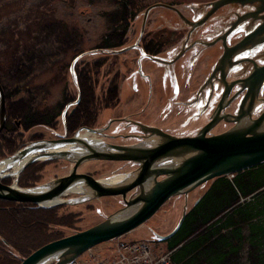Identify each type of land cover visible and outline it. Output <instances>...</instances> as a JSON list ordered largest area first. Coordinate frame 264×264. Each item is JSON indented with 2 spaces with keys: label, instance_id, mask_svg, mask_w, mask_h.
I'll return each instance as SVG.
<instances>
[{
  "label": "rangeland",
  "instance_id": "374dc122",
  "mask_svg": "<svg viewBox=\"0 0 264 264\" xmlns=\"http://www.w3.org/2000/svg\"><path fill=\"white\" fill-rule=\"evenodd\" d=\"M118 5L119 2L113 0H0V82L6 89V125L7 130H14L13 124L17 127L16 132L20 130V133L15 132L16 134L12 137L17 141V148L13 154L4 159L33 143L71 138L84 133L83 130H99L98 136H95L106 145L129 146L155 138V136L147 137L146 133L140 131L139 127L142 124L151 128L156 127L175 137H189L195 136L210 122L207 120V115H200L202 111L196 114L197 110L185 106L181 99L183 96L171 93L168 87H163L166 78L170 80L180 73L179 76L182 79L181 65L186 63L190 68L194 67L192 77H188L187 82L182 80L187 90L182 94L195 97L190 103L200 101L202 94L205 96L204 90L207 85L205 82L211 77L215 62H212L211 56L203 59L202 55H210L214 49L210 51L204 44L201 45V35L205 26L201 31H195L192 37H190L191 34L187 37L186 35L193 31L188 21L197 22L204 13H208L209 5L198 3L195 5L198 10L194 12L192 4L180 5L177 9L183 11L185 16L183 18L162 9L152 11L154 17H158L161 13L169 19L168 26L171 28H167L169 31L162 32L168 33L171 40H168L165 50L149 53V55L145 51L132 47L138 38V31L136 34L132 35V32L123 37L124 45H126L121 48H105L102 44L104 38L110 36L115 37L113 42L117 41L119 20L116 14L120 12ZM238 11L244 12L245 9H241L240 6ZM142 17L143 13L138 20L140 25ZM157 23L156 19L149 28L156 29ZM130 27L132 31L133 27ZM224 30L219 29L216 32L221 33ZM119 34L122 32L119 31ZM197 39L199 41L195 43V46L184 50L187 43L193 44ZM202 39L207 41L205 38ZM218 40L220 39L216 38L213 42H222ZM128 47L130 49L123 51ZM259 52L264 54V46ZM219 54L222 55L223 51H219ZM179 55L180 57L177 58ZM152 56L162 60L153 59ZM248 58L252 59L250 56ZM254 61L264 63V55L261 58H255ZM96 65L99 66L95 75L97 79L92 80L96 105L88 103L93 110L88 108L92 113L91 116L83 113L82 119L73 125L71 120L80 111L82 102L81 78L86 68ZM177 65L174 76V70L171 67ZM252 69V66L249 67V71ZM18 70L21 73L16 76ZM244 93H247L246 89ZM110 94L116 96L112 103L108 101ZM233 98L232 95L229 100ZM208 101L206 104L210 105ZM236 101H232L230 107H226L225 115L235 114L238 104ZM20 103L24 104L21 111L33 108L44 114L55 109L56 113L61 110V115L50 126L37 125L25 130L22 127L25 120L16 116L18 109L15 104ZM215 105L212 104V109H215ZM262 105L260 104L259 108ZM255 113L257 114L253 119L260 115V110ZM232 127V123L222 120L211 130L210 135H219ZM138 136L143 137L140 139ZM156 138L159 139V137ZM35 164L36 166L32 167ZM73 167V162L66 159L51 157L48 160L36 161L27 166L19 176L9 178L11 180L6 185L24 190L36 188L68 176ZM137 169L138 165L132 161L90 160L83 163L77 173L90 175L96 180H104L115 174L130 175ZM229 177L233 178V176ZM21 179H30L37 184L24 188L20 185ZM212 182L213 180L187 194L170 198L150 220L134 232L123 236V240L127 242L145 240L133 242H146L145 244L150 245L151 261L156 262L159 259L156 256H167L173 264H176L172 260L173 251L167 248V243L159 239V236H166L176 228L197 198L207 191ZM135 193L136 191L128 193L127 197L130 198ZM81 197L74 193L60 197L66 202L58 205L66 206L64 210H61L62 215L80 214L79 222L73 228L58 229L65 232L64 238L105 222L125 207L121 196L102 198L91 196L87 200L80 199ZM111 245L110 242L102 243L71 264L75 262V264L102 263ZM96 256H100L97 260L101 261L92 263V258ZM17 257L20 258L18 254ZM57 262L58 260L53 259L48 264Z\"/></svg>",
  "mask_w": 264,
  "mask_h": 264
},
{
  "label": "water",
  "instance_id": "95a60500",
  "mask_svg": "<svg viewBox=\"0 0 264 264\" xmlns=\"http://www.w3.org/2000/svg\"><path fill=\"white\" fill-rule=\"evenodd\" d=\"M246 1L222 0L213 5V11L229 3L245 4ZM205 20H201L193 26H199ZM256 22L257 20L253 21L252 26ZM252 29L250 28L251 31ZM262 43L264 42L262 41ZM260 48L258 46L244 51L225 48L215 70V73L222 72L223 81L211 85L210 99L219 97L222 92L223 95L219 97L220 102L210 122L195 136L175 137L157 128L147 127L143 129L144 133L147 134V137L155 136V138H149L131 146L106 145L102 141L107 149L98 150L88 142L78 143V135H75L71 138L33 143L7 158L6 160L17 162L23 159L28 152L37 151L35 153L38 154L37 157L26 162L19 174L31 163L48 160L51 157L72 161L74 167L68 176L27 190L4 184L3 180L11 178L10 175L0 177V199L36 204L43 208L54 207L66 202L61 200L50 206H44L43 203L64 196L71 187H78L82 190L80 199L91 198V196L87 197V194L91 193L92 197L96 198L121 196L125 203L123 209L113 214L105 222L86 231L49 243L23 259L21 264H43L44 261L48 264L53 259L58 260L56 264H71L94 247L121 238L139 228L150 220L170 198L187 194L211 180L231 176L263 164L264 111L258 118L253 119L252 109L259 102L264 103V99L259 97V92L264 87V65L261 67L253 59L248 58L243 61V65L252 66L254 72L251 71L245 77H243L245 74H241V79L238 77L241 75H237L238 79L231 83L225 76L228 69L231 68L232 73L233 69L241 64V62H236L238 57L246 55L250 50ZM179 57L180 55L177 58ZM236 69L241 70L242 65ZM236 86L237 89H241L239 93H244L246 89L244 104L239 113L225 115L226 107H230L231 102L236 101L234 98L228 100ZM6 117V96L0 83V134L6 126ZM222 120L232 123L233 127L219 135H210L211 130ZM89 131L95 135L100 132L95 129ZM141 137L143 136H138L140 139ZM39 144H45V146ZM47 144L53 146L72 145L74 146L73 151L79 148L87 150V153L80 157L70 151L46 153ZM6 160H2L0 163ZM90 160L132 161L138 165V169L130 174L131 179L128 183L104 185L103 180H96L90 175L77 173L78 168ZM166 161L169 163H164ZM133 191L136 193L128 198V193ZM132 209L134 212L129 213ZM185 215L170 234L159 236V239L168 240L172 237L182 225Z\"/></svg>",
  "mask_w": 264,
  "mask_h": 264
},
{
  "label": "trees",
  "instance_id": "16d2710c",
  "mask_svg": "<svg viewBox=\"0 0 264 264\" xmlns=\"http://www.w3.org/2000/svg\"><path fill=\"white\" fill-rule=\"evenodd\" d=\"M118 20L117 41L113 42L115 37L112 36L104 38L105 48L124 45L126 34H119L122 20ZM128 26L126 23L124 27ZM98 68V65L86 68L81 78L82 102L80 111L71 120L73 125L82 119L83 113L91 116L89 104L96 105L92 80L97 79ZM3 89L6 91L4 86ZM115 97L110 94L108 101L112 103ZM15 107L17 118L25 120L22 123L25 130L37 125L50 126L61 115V110L56 113L55 109L44 114L33 108L21 111L23 103L15 104ZM12 127L14 130H7L6 125L0 134V160L17 148V141L12 137L20 130L16 132L14 124ZM10 180H4V184ZM35 183L30 179L20 180L24 188ZM65 207L44 209L30 203L0 199V264H20L41 247L64 238L65 232L58 229L73 228L80 215H62L61 210ZM165 242L173 251L172 260L176 264H264V163L238 172L233 178L215 179L185 215L178 231Z\"/></svg>",
  "mask_w": 264,
  "mask_h": 264
},
{
  "label": "flooded vegetation",
  "instance_id": "af4514ba",
  "mask_svg": "<svg viewBox=\"0 0 264 264\" xmlns=\"http://www.w3.org/2000/svg\"><path fill=\"white\" fill-rule=\"evenodd\" d=\"M116 2H119V8L120 12L116 14V17L118 16V19L122 20V27L120 31L123 34H129L132 33V35L136 31H138V38L135 41V43L132 45L134 49H139L141 51H145L146 53H154V52H160L162 50H165L168 45V40H171L169 38L168 33L162 32L163 30H168L167 28H171L169 25V19L165 17V15H162L159 13L158 17H154V14H152V11L157 9H162L166 12H171L177 15L179 18L185 17L183 14V11L180 9H177L180 5H183L185 3L192 4V11L198 10V7H196V4L205 3L208 6V13H204L197 22L201 20L206 19L202 24L199 26H193V24L197 23L194 21H188V24L190 23L193 31L192 33H187L186 37L191 34L190 37L195 34V31H201L203 26H205L203 30L202 38H205L207 41H203L201 38V45L204 44L206 46L205 48H208L207 50L212 51L213 53L210 55H202L203 59H206L207 57L213 58L212 62L214 63V66L218 65L219 60L221 59L222 55L219 54V51L225 50V48H236V50L244 51L249 48L253 47H262L264 43L261 44V42H264V0H247L245 4H237V3H229L226 5L221 6L217 10H214V4L218 3L222 0H113ZM241 6V9H245L244 12H239V7ZM176 7V8H175ZM220 10V11H219ZM214 12V14H213ZM143 13V17L141 25L139 23V19L141 14ZM213 14L211 17H208L209 15ZM203 18V19H202ZM157 19L158 23L156 25V29H150L149 26L153 24V22ZM133 20V21H132ZM257 20L256 24L252 26L253 21ZM129 24V26H132L133 29L131 31V27L125 28V24ZM207 25V26H206ZM250 28H253V31H250ZM219 29H225L221 33H217L216 30ZM130 30V31H129ZM249 30V31H248ZM169 31V30H168ZM212 32H216L213 34ZM173 34H176L173 32ZM208 38H206V37ZM216 38H219L222 42H213ZM172 39L174 40V36L172 35ZM199 41L197 39L194 41L193 44H186L184 50L190 48L191 46H195V43ZM236 42V43H234ZM200 44V43H198ZM126 45V44H125ZM124 45V46H125ZM130 49V47L126 48ZM195 49V47L193 48ZM125 50V49H124ZM145 54V53H144ZM146 55V54H145ZM264 55V54H263ZM152 58H157L159 60H162L159 57L152 56ZM244 60H237L236 62H241L240 65L235 67L233 69L234 73H237L240 69H236L239 66L242 65L241 72L244 71V68L246 67V64L243 65ZM171 62H173L171 60ZM170 62V63H171ZM169 64V63H168ZM253 72L255 70H252ZM215 69L211 73V77L206 80L205 84L206 88L211 87L213 83H218L219 81H216L219 75V71L215 73ZM249 73V72H248ZM243 77L246 76V74ZM239 79L242 78V76H238ZM236 77L233 78V81H236L238 79ZM221 76H219L218 79H220ZM236 86L234 88V92L230 95V97L233 95L234 99L237 100V108L235 111V114L239 113L243 106V102L245 99V94L243 92L239 91L241 89H237ZM242 95V96H241ZM245 95V96H244ZM229 97V98H230ZM259 97L261 98V92H259ZM264 98V97H262ZM229 100V99H228ZM260 104L262 105V102H259L255 107L252 109V115L253 117L257 114L256 111L260 110V115L264 111V104L259 108ZM259 108V109H258ZM255 109H258L255 111ZM227 111V109H226ZM259 115V116H260ZM257 116V118L259 117ZM256 119V118H255Z\"/></svg>",
  "mask_w": 264,
  "mask_h": 264
},
{
  "label": "bare ground",
  "instance_id": "6f19581e",
  "mask_svg": "<svg viewBox=\"0 0 264 264\" xmlns=\"http://www.w3.org/2000/svg\"><path fill=\"white\" fill-rule=\"evenodd\" d=\"M222 95H223V92L220 94V96H222ZM139 128H140V131H143V129L147 128V126L141 125ZM83 132L84 133H80L77 136V142L78 143L88 142V143L92 144V146L97 148L98 150L107 149L106 145L104 143H102L101 140L96 138V136H98V135L95 136V134L89 130H83ZM134 138H136V137H134ZM39 145L45 146V144H39ZM73 147L74 146H72V145H70V146L69 145L53 146V145L47 144V146L45 147V150H46V153H56L58 151H70V152H73L74 155H76L77 157L83 156L87 153V150H80L79 148H76V147H75L76 149L73 151V149H74ZM36 152L37 151L28 152L23 159H21L20 161H17V162H15L13 160L4 159L6 161L0 163V177H5L6 175H10L11 177H17L19 172L22 170V168L26 164V162L30 161V159L31 160L34 159V157H37L38 154H35ZM164 163L168 164L169 162L166 161ZM130 179H131V175L115 174L111 177H108L107 179H104L102 182L104 183V185H123L125 183H128L130 181ZM67 191H69V192H67L64 196H66L70 193L79 194V195H81V193H82L81 192L82 190L78 187H71ZM87 196H92V195H91V193H88ZM61 200H63V198H53V199H50V200L44 202L43 205L44 206H50V205H53L55 203L60 202ZM132 212H134V209L129 211V213H132ZM132 232H134V231H132ZM43 264H47V262L44 261Z\"/></svg>",
  "mask_w": 264,
  "mask_h": 264
},
{
  "label": "crops",
  "instance_id": "0c3cea01",
  "mask_svg": "<svg viewBox=\"0 0 264 264\" xmlns=\"http://www.w3.org/2000/svg\"><path fill=\"white\" fill-rule=\"evenodd\" d=\"M259 50L260 49H257V50H250V52L249 53H247L246 55H244V57H252V59L253 60H255V58H261L263 55L259 52ZM251 59V60H252ZM178 67V65L177 66H175V67H171L173 70H174V76H175V72H176V68ZM194 67V66H193ZM192 67V68H193ZM216 67L217 66H214L213 67V69H212V71L215 69L216 70ZM181 68H182V71H183V74H182V79L180 78V76H179V74L180 73H178V71H177V76L176 77H174V78H171L170 80H169V78H166L165 79V83L163 84V87H165V88H169L170 89V91H171V93L173 92V93H177V94H180L181 96H183L181 99H182V101H184V102H182V103H185V106H187L189 109H195V110H197V111H195L196 112V114H199L201 111H202V113L200 114V115H207L206 117H208V121H210L211 120V118L214 116V114H215V112H216V106H217V104L219 103V102H217V101H215V100H218V98H216V99H213V104H216L215 105V109H212V106L211 105H207L206 104V101H210V94H211V87H210V89L209 88H206V90H204V94H205V96H203V94L202 95H200V97H201V100L200 101H197L196 103H193V102H191L190 103V101L191 100H194V98L195 97H190V96H185V95H183L182 93H185V92H187V90H186V87L184 88V83L185 82H187L186 80H189V78L188 77H192L191 75H192V68H190V66H188V64H186V63H184V64H182L181 65ZM171 69V70H172ZM228 69V68H227ZM226 69V70H227ZM231 68L230 69H228L227 71H226V73H225V76H226V78H227V80H228V82L229 83H231V82H233V78L235 79V77L237 76V75H241V74H245V73H247L248 71H249V67L248 66H246L245 68H244V71H242L241 72V70H239L237 73H235V75H234V73L232 72L231 73ZM203 71V70H202ZM182 73V72H181ZM222 75V72L221 71H219V75H218V78H219V76H221ZM216 79V81H223L222 80V78H220V79ZM174 79V80H173ZM185 80V82H183L184 80ZM183 80V81H182ZM210 92V93H209ZM198 97V96H197ZM189 101V102H186V101ZM208 101V102H209ZM206 111V112H205ZM211 114H212V116H211ZM211 117V118H210ZM143 125V124H142ZM141 126V125H140ZM148 128H151V126H147ZM152 127H154V126H152ZM208 190V189H207ZM206 192V191H205ZM205 194V193H204ZM203 194V195H204ZM203 195H201V196H199V198H197V200L194 202V204H193V206H195V204L202 198V196ZM192 206V207H193ZM126 238H127V236H126ZM129 241H145V240H129Z\"/></svg>",
  "mask_w": 264,
  "mask_h": 264
},
{
  "label": "built area",
  "instance_id": "2783aa9c",
  "mask_svg": "<svg viewBox=\"0 0 264 264\" xmlns=\"http://www.w3.org/2000/svg\"><path fill=\"white\" fill-rule=\"evenodd\" d=\"M145 243L146 242H127L123 239H118L112 242L110 249L103 258L105 261L97 264H173L170 257L167 256L158 257L155 255L159 259L156 262L151 261V247L149 244ZM99 258L100 256L93 257L92 263L101 261L97 260Z\"/></svg>",
  "mask_w": 264,
  "mask_h": 264
}]
</instances>
